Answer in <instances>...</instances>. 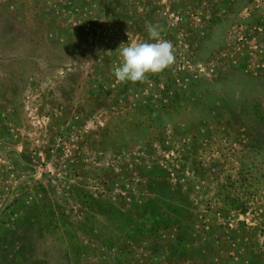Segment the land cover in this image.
<instances>
[{
  "label": "rangeland",
  "instance_id": "1",
  "mask_svg": "<svg viewBox=\"0 0 264 264\" xmlns=\"http://www.w3.org/2000/svg\"><path fill=\"white\" fill-rule=\"evenodd\" d=\"M0 264H264V0H0Z\"/></svg>",
  "mask_w": 264,
  "mask_h": 264
},
{
  "label": "clouds",
  "instance_id": "2",
  "mask_svg": "<svg viewBox=\"0 0 264 264\" xmlns=\"http://www.w3.org/2000/svg\"><path fill=\"white\" fill-rule=\"evenodd\" d=\"M151 42L122 43L119 50L120 63L113 66V74L120 83L144 82L149 74H159L175 62V50L171 41L161 36L158 25L146 23Z\"/></svg>",
  "mask_w": 264,
  "mask_h": 264
}]
</instances>
